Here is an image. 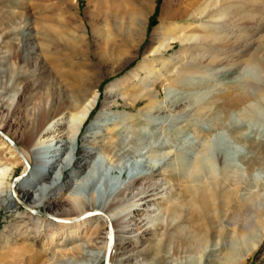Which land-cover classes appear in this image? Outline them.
I'll return each instance as SVG.
<instances>
[{"label": "rangeland", "instance_id": "1", "mask_svg": "<svg viewBox=\"0 0 264 264\" xmlns=\"http://www.w3.org/2000/svg\"><path fill=\"white\" fill-rule=\"evenodd\" d=\"M6 1V4L0 6V122L3 123L0 130V169L7 167L14 170L6 177L4 185L0 186V192L9 189L11 193L16 194L28 175L23 172L24 168L30 167L27 162L20 160L21 151H28L32 145L28 137L29 130L33 128L42 109L49 108L55 96L57 98L60 94L59 79L47 72L51 70L47 54L52 51V47H43L44 37L41 32L49 31L54 37H57L58 33L73 36L77 44L85 39L86 47L92 51L88 65H84L82 59L77 60L80 61L78 72L98 75L103 80L100 87L101 100L83 129V134H86L104 110L110 87L127 79L131 80L132 85L138 84V79L147 76L141 65L145 63V58L154 45L152 35L160 24L165 0H155L154 12L149 17L145 37L134 25L138 16L136 13L142 10L141 3L136 0H111L106 9H103L104 14L102 13L101 17H97L98 5L92 0ZM184 1L187 2L171 0V9L182 6ZM234 1L236 0H223V3ZM250 1L254 6L264 4V0ZM252 16L247 23L240 20L233 23V33L230 34L234 40L233 48H222L219 63L210 62L208 53L197 52L191 63L196 64L203 60L202 68L175 81H160L156 87L153 104L148 105V101L139 100L136 106H130L127 100L120 98L112 103L109 111L115 117L109 121L111 126L100 129V135L103 136L97 141L99 150L96 152L105 156L104 144L112 140L109 142L113 143L112 150L107 153L110 159H106L105 164L128 165L129 169H126L121 182L129 178L132 163L136 161H149V158L159 169L152 180L156 185L149 188V193L144 195L147 201L150 200L149 203L141 202L137 205L139 198L132 201L127 199L130 192L138 193L137 187L141 188L138 185L134 190L127 192V202L124 199L114 213L118 219L122 216L131 218L134 215L151 216L152 220L161 219L154 223L157 224V232L147 231L139 242L128 240L124 243L120 250L126 261L124 264H157L150 258L131 257V260L127 261L126 257L146 249L150 244H154L157 238H165V229L158 225H166L168 222L169 210L177 202L182 184L201 180L213 171L222 172L228 169L241 185L242 198L253 197L260 191L259 184L264 180V166L258 163L248 164L247 159L254 155V150L243 140L247 137L250 142L264 143V65L252 63L247 58L255 56L261 63L264 61V47L261 45L264 40V11L254 10ZM228 19V16L222 15L204 21L212 22V25L216 23L223 36L229 34L226 25ZM92 25L104 34L103 37L97 36L98 41L95 39ZM85 31L87 33L84 34ZM189 34L193 36L192 41L196 42L205 32L196 28ZM174 47L169 50L167 58L177 56L181 49L180 43L177 42ZM122 64L125 66L112 74ZM72 65L73 63L68 62L63 69L70 70ZM87 66L89 68H86ZM154 66L156 70H160V66ZM178 71L179 65H176L172 72L177 74ZM134 75H138V78ZM126 91L135 97L136 89ZM237 96L242 99L240 105L231 108L224 106L239 98ZM126 113L133 117L124 116ZM114 152L122 157L117 160ZM140 155L144 157L141 158ZM129 159L130 162L126 163ZM75 168L76 164L72 170ZM172 168L183 181H179V177L175 178L176 174ZM168 174L171 177H168ZM68 180L69 173L66 174L65 181ZM15 199L17 206L11 208L9 200L0 209V264H33L37 255L42 252L45 241L44 236L37 237L35 234V219L61 223L62 220L53 217L52 213L61 211L65 201L61 200L60 203L48 207L47 199L45 205L33 210L21 198L16 196ZM93 215L95 214H89L86 218ZM262 218V221L254 222L248 230L232 231L222 240L218 239L220 246L213 256L208 254L209 251L177 252L181 245L174 237L169 242L170 254L166 255L165 264H206L208 261H211L209 264H264V217ZM147 229L148 227H145L143 231ZM106 231V228L101 226L92 237H88L89 239L85 238L83 233L76 239L75 244H82L87 240L90 243L98 238L100 240ZM49 254H41V257L50 258L51 253ZM117 259L115 257V264H118ZM85 260L87 261V258L79 253L70 255V258L58 255L54 264H83Z\"/></svg>", "mask_w": 264, "mask_h": 264}, {"label": "bare ground", "instance_id": "2", "mask_svg": "<svg viewBox=\"0 0 264 264\" xmlns=\"http://www.w3.org/2000/svg\"><path fill=\"white\" fill-rule=\"evenodd\" d=\"M92 1H96L98 5L97 17H101L103 9L111 2V0ZM136 1L141 3L142 10L140 13H136L138 16L136 21L134 20V25L145 37L148 31L149 17L154 12L155 0ZM7 2L6 0L0 1V6ZM257 9L263 12L264 4L254 6L250 0H236L231 3H223V0H187L182 6L179 5L171 9V0H165L160 24L154 29L152 35L154 45L148 52L145 63L141 65V69L146 71L147 76L144 79H138L139 82L135 83L136 85H132L131 80L127 79L110 87L107 91L104 110L97 116L86 134H83V129L101 100L100 87L103 80L98 75L92 76L89 73L78 72L80 61L77 60L82 59L84 65H88L90 60L88 58L92 51L86 47L85 39H82V42L80 40V44H77L73 36L59 35L58 33V36L54 37L55 35L53 36L49 31L41 32L44 37L43 47H52V51L47 54L48 62L51 65V70L47 72L59 79L58 91L60 94L57 98L55 96L49 108L42 109L38 118H35L36 122H33V128L31 127L32 129L29 130L28 137L32 145L28 151L24 149L21 151L20 160L24 163L27 162L30 167L24 168L23 172L28 175L20 184L19 192L13 194L9 189L0 192V209L9 200L11 208L17 206L16 196L33 210H38L42 205H45L47 199H49L48 207L60 203L61 200L65 201L61 211L57 210L52 213L53 217H59L62 220L61 223L43 222L42 218L35 219L34 223L37 225L35 234L37 237L44 236L45 241L42 252L37 255L33 264H54L58 255L70 258V255L73 256L77 253L85 259L87 258L83 264H115V257L118 258L116 261L118 264H124L126 261H124L120 250L126 241L139 242L147 231H158L157 224L154 223L161 221L160 218L152 220L151 216L134 215L131 218L122 216L118 219L114 213L126 199L127 192L138 185L141 186V188L137 187L138 193L130 192L127 199L132 201L139 198L137 205H140L141 202L149 203L150 200L147 201L144 195L149 193V188L156 185L152 180L159 169L149 158V161H136L132 163L129 178L125 182H121L126 169H129L128 165L105 164L106 159H110L107 153L111 152L113 143H109L112 141L109 138L110 140L104 144L106 157L96 152L99 150L97 141H99V137L103 136L100 135V129L112 125L109 121L115 116L110 113L109 109L112 103L117 102L119 98L127 100L130 106H136L139 100H146L148 105H151L155 101L156 87L160 81H175L185 74L200 70L203 60L196 64L191 63L195 53L206 52L210 62L219 63L221 60L219 53L222 48H233L234 40L230 35L233 33V23L236 20L247 23V20L253 17L252 11ZM222 15L229 17L226 23L229 34L223 36L218 31L216 23L212 25V22L204 21V19L217 18ZM92 26L95 39L98 41L97 36L103 37L104 34L98 30L99 28ZM196 28L202 29L205 34L193 42V36L191 37L189 33ZM129 29L127 30L129 31ZM85 33L87 32L85 31ZM132 34L134 33L132 32ZM177 42L181 46L177 56L167 58L169 50L174 49ZM261 45L264 47V40ZM247 58L252 63L264 65V61L261 63L255 56ZM68 62L73 65L70 66V70H64L63 67ZM155 64L160 66V70H156ZM176 65H179V71L174 74L172 71ZM124 66L122 64L112 74ZM134 77L138 78V75H134ZM131 88L136 89L135 97L126 93V89L130 90ZM231 102L224 106L231 108L237 104L240 105L242 99L239 97ZM124 116L133 117L129 113ZM66 117L68 119H65ZM2 124L0 122V130ZM246 138L243 140L250 144L251 150L252 148L254 150V155L247 159L248 164L258 163L264 166V143L250 142L249 138ZM15 147L17 148L16 144ZM10 150L12 149L10 148ZM118 155L115 153V156L118 157L117 160L121 156ZM130 160H127L126 163ZM75 164L76 168L72 170ZM172 169L175 171V178L179 177V174L177 176L178 172L176 173V170ZM13 170V168L7 167L0 169V186L4 185L6 177ZM169 172L172 171L169 170ZM67 173H69V180L65 181ZM169 174L168 177H171ZM180 179L182 180V177H179V181ZM259 187L260 191L253 197L242 198L240 196L241 185L235 179L232 171L228 169L222 172L213 171L206 174L201 180L182 184L177 202L169 210L168 220L166 219L168 222L166 225L163 223L158 225L165 229V238H157L156 242H153L154 244L138 251L137 254L126 257V260L129 261L131 257H143L150 258L157 264H165L167 263L166 255L170 254L169 242L174 237L181 245L177 252L206 253L209 251L208 254L213 256L220 246L218 239L222 240L232 231L248 230L254 222L262 221V216L264 217L263 179ZM64 196L66 197L64 198ZM166 201H169L168 198ZM92 213L95 215L86 218ZM101 226H104L107 231L100 240L98 238L90 243L87 240L82 244H75L76 239L83 233L86 235L85 238L92 237L93 233H96ZM145 227L148 229L143 231ZM150 242L152 241L150 240ZM49 253H51L50 258H42L41 254L48 255ZM42 259L44 260L42 261ZM209 263L211 261L206 262V264ZM239 264H244V262Z\"/></svg>", "mask_w": 264, "mask_h": 264}, {"label": "water", "instance_id": "3", "mask_svg": "<svg viewBox=\"0 0 264 264\" xmlns=\"http://www.w3.org/2000/svg\"><path fill=\"white\" fill-rule=\"evenodd\" d=\"M12 144L15 146V144L12 142Z\"/></svg>", "mask_w": 264, "mask_h": 264}]
</instances>
